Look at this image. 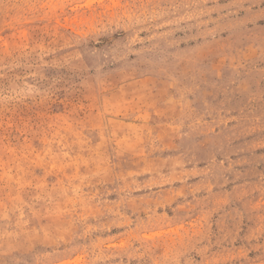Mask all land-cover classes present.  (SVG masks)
I'll list each match as a JSON object with an SVG mask.
<instances>
[{
    "label": "rangeland",
    "instance_id": "rangeland-1",
    "mask_svg": "<svg viewBox=\"0 0 264 264\" xmlns=\"http://www.w3.org/2000/svg\"><path fill=\"white\" fill-rule=\"evenodd\" d=\"M0 264H264V0H0Z\"/></svg>",
    "mask_w": 264,
    "mask_h": 264
}]
</instances>
